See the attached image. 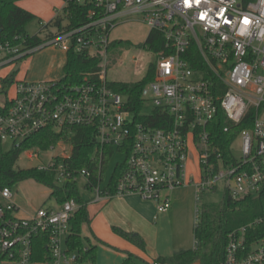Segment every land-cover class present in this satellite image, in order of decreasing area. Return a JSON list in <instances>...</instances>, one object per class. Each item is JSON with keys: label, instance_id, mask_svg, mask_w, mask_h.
<instances>
[{"label": "built area", "instance_id": "built-area-1", "mask_svg": "<svg viewBox=\"0 0 264 264\" xmlns=\"http://www.w3.org/2000/svg\"><path fill=\"white\" fill-rule=\"evenodd\" d=\"M78 1L93 5L84 25L68 29L63 22L64 30L56 29L45 44L28 52L0 46L7 55L0 68L51 46L66 53L100 52L106 62L114 30L124 22L142 23L164 39L157 54L146 43L141 46L156 57V77L142 91V110L131 109L130 98L112 88L104 70L77 85L20 81L8 96V113L0 115L1 141L20 149L47 129L61 133L88 128L101 170L108 149L126 155L118 164L126 163V169L113 186L114 194L113 175L107 179L101 171L93 183L91 172L72 170L69 141L60 143L70 144V153L64 150V155L37 168L54 171L60 185L86 179L94 202L135 194L167 213L170 200L165 193L186 184L195 185L198 201L218 189L233 199L264 197V0ZM221 112L234 126L252 115L251 128L228 144L230 155L212 131ZM150 116L163 127L153 126ZM224 131L230 133V127ZM192 151L197 154L199 183L187 174ZM43 152L33 148L24 153L40 159ZM79 207L71 199L58 207L42 206L23 218L12 188H0V259L34 264V241L46 235L53 264L78 263L79 255L68 251L67 239ZM262 223L264 217L230 234L226 264H264V239L250 251L246 246L247 230Z\"/></svg>", "mask_w": 264, "mask_h": 264}, {"label": "trees", "instance_id": "trees-1", "mask_svg": "<svg viewBox=\"0 0 264 264\" xmlns=\"http://www.w3.org/2000/svg\"><path fill=\"white\" fill-rule=\"evenodd\" d=\"M22 0H0V46L9 45L20 47L21 52H28L42 46L54 36L50 30L55 27L58 32L64 30L63 22L68 21V29L77 28L88 21V14L93 5L90 2L81 3L78 0H63L65 7L62 10L64 17L56 18L42 27L37 35H30L28 27L38 18L28 10L21 8L18 3ZM43 22L41 21V24ZM42 34V35H40ZM115 41L111 47L117 45ZM146 45L152 52L159 53L164 45L163 36L159 32L150 33ZM34 53L25 54L14 60H25ZM103 56L100 52H76L67 53V63L64 67V78L59 80L65 85H77L84 81L86 77L98 78L104 68ZM16 75L8 76L1 80L0 95L5 97V103L0 105V115L8 113L12 103L8 100L11 89L18 82ZM156 77V62L148 68L146 76L137 83H113L112 88L130 98V105L137 113L143 108L142 91ZM149 122L153 126H160L158 118L150 116ZM252 126V115L240 125L234 126L226 120L223 112L219 113L218 119L212 126L214 136L224 143L223 152L230 155L228 144L244 129ZM230 127V133H225L224 129ZM66 140L72 143V157L68 160L73 171L87 170L91 172V181L95 183L100 176H103L109 164L110 157L114 151L108 149L104 165L100 167V162L95 156L96 141L92 132L88 128H72L68 131L58 133L53 129H47L26 141L20 149H11L8 152L3 150V142L0 139V188L10 187L27 180H33L51 190V197L58 205H63L66 201L74 199L79 204V209L71 219V234L67 239L68 251L79 255L80 263L96 264L97 247L89 245V239L84 242L83 226L91 223L88 211V203L79 192L76 183H66L60 185L56 180V173L52 170L41 171L38 168L17 169L16 165L20 156L29 149L39 148L48 151ZM126 169V163L118 165L112 177V193H115L114 184L118 181L120 173ZM264 217V197L253 198L244 197L233 199L229 193H225L220 204H204L200 222L194 229L195 248L183 249L168 257H159L153 264H226L227 248L229 236L232 232L248 226L256 219ZM113 231L118 236L129 241L131 244L146 251L147 243L140 235L127 232L119 227H114ZM264 239V223L256 225L247 230L246 246L248 251L252 250L254 244ZM141 261L136 255L129 253L123 264H138ZM34 264H53L52 257L48 250V236L39 235L34 241ZM0 264H7L0 259Z\"/></svg>", "mask_w": 264, "mask_h": 264}, {"label": "rangeland", "instance_id": "rangeland-1", "mask_svg": "<svg viewBox=\"0 0 264 264\" xmlns=\"http://www.w3.org/2000/svg\"><path fill=\"white\" fill-rule=\"evenodd\" d=\"M68 22L65 20L64 25ZM42 29L41 20L37 19L28 27L30 35L34 36L40 33ZM52 32H56L55 27H51ZM42 35V34H40ZM150 35L149 28L135 21L124 22L118 26L112 33V39L117 41V45L109 51L108 59L103 62V70L106 72L107 80L110 83H137L143 80L146 76L148 68L152 63L156 62V57L141 48ZM51 48L59 49L51 46L38 50L36 53H47L46 50ZM66 53L65 51H63ZM34 53V54H36ZM6 53L0 52V63L5 60ZM33 56V55H32ZM64 58L65 55L63 54ZM42 60L33 66L32 72H46L49 69L51 61L55 58L52 52H48ZM26 60V59H25ZM25 60H18L13 62L10 60L5 66L0 68L3 79L7 76L18 75L19 70ZM64 78L62 74L57 80ZM10 97L14 95V89L10 91ZM5 97L0 95V103H4ZM12 149L9 142L3 143V150L8 152ZM64 150L67 153L71 151V145L66 143H59L54 149H50L41 154L40 159H29L27 153H23L16 165L17 169L37 168L41 165H47L50 160L59 155H64ZM126 155L122 153H113L110 157L108 167L105 172V178H110L118 164L122 163ZM187 174L190 179H194L195 183L200 182V172L197 165V154L192 151V156L187 162ZM86 179L81 178L78 181V189L80 194L86 199H91L94 193L86 187ZM15 203L21 207L24 214H32L42 206L55 207L59 206L57 201L51 197V190L44 185H41L33 180L23 181L12 187ZM165 194L169 196L168 218H163L159 214L156 220L157 228L159 229V242L166 243L170 246L169 255H173L182 249H192L195 246L194 229L200 222L202 206L204 204H220L224 198L225 191L218 189L214 193L205 194L201 200H197V189L194 184H186L182 187H177L173 190L167 191ZM175 201L176 203L172 204ZM155 203V202H151ZM157 204V203H156ZM200 209V213L198 210ZM84 242L86 237H84ZM146 264V263H140Z\"/></svg>", "mask_w": 264, "mask_h": 264}, {"label": "crops", "instance_id": "crops-1", "mask_svg": "<svg viewBox=\"0 0 264 264\" xmlns=\"http://www.w3.org/2000/svg\"><path fill=\"white\" fill-rule=\"evenodd\" d=\"M18 5L37 16L38 19L46 24L53 21L59 13L60 16L62 15L65 2L63 0H22ZM47 51L55 55V59L51 61L49 69L46 72H32L33 66L45 58ZM39 52H35L36 54L25 60L16 76L18 82L59 81L57 79L62 74L65 75L64 67L67 63V53L54 48L46 50L47 53ZM63 54L66 58H64ZM1 73L0 71V83L4 77ZM6 75V77L9 76L7 73ZM4 103H0V105ZM93 198L88 199L91 223L83 226V236L90 240L87 246L93 245L97 247L96 264H123L129 253L141 259L138 264H153L159 257L170 256L169 251L172 246L168 245L166 241L163 244L159 242V229L156 226V220L161 216L159 214L165 213H159L156 202L145 201L135 194L118 196L102 202H94L92 201ZM174 203L176 202L173 201L172 204ZM19 208V215L23 217V211L21 207ZM169 214L170 212H167L162 216L165 219L171 217L172 214L170 216ZM30 215L28 213L26 217ZM26 217L24 214V218ZM114 227L140 235L147 243L146 251H141L129 241L115 234L113 231ZM194 248L195 246L192 249ZM75 264L90 263L78 262Z\"/></svg>", "mask_w": 264, "mask_h": 264}]
</instances>
